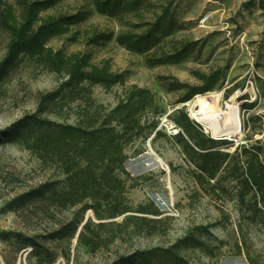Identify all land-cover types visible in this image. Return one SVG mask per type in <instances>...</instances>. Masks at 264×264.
<instances>
[{"label": "rangeland", "instance_id": "obj_1", "mask_svg": "<svg viewBox=\"0 0 264 264\" xmlns=\"http://www.w3.org/2000/svg\"><path fill=\"white\" fill-rule=\"evenodd\" d=\"M165 9H169L167 19L174 24L171 30L157 20ZM57 11L82 12L86 19L67 35L51 39L48 46L68 55L88 53L92 64L108 61L111 70L121 73L125 81L110 89L95 85L90 102L81 99L46 116L74 125L83 110L92 111L93 103L105 112L134 85L150 90L157 110L146 111L141 124L149 126L157 121V130L147 129L126 145L129 175L121 177L126 181L131 208L126 216H140L139 206L154 204L159 216L146 217L161 219V223L143 231L132 230L131 225L120 245L93 253L77 238H49L68 221L74 209L56 210L54 217L36 203L17 211L7 210L14 198L42 182L64 178L58 165L42 162L19 143L3 140L4 132L14 122L35 112L39 93L55 90L63 81L41 59L23 57L0 77V255L4 260L0 259V264H108L117 253L168 247L189 233L203 242L200 247H183V256L192 264H264V201L245 182L248 163L256 164L257 156L264 160V10L259 0H142L134 10L119 16L99 13L91 0H58ZM94 27L113 32L114 37L90 44L88 33ZM149 30L159 42L146 53L130 51L116 40L122 32L143 34ZM7 43L8 34L0 25V62ZM185 43L195 47L183 60L154 66L148 63V53L172 54ZM212 73L220 76L214 90L196 94L186 102L181 101L185 89L172 87L200 86L199 75ZM232 88L235 91L228 95L227 90ZM209 93L216 94L219 110L237 97L242 134L228 140L229 145L218 147L228 159L214 179L206 177L202 181L197 177L198 157L192 161L167 127L175 123L180 111H185L213 138L189 112L191 107L199 108L195 106L198 97ZM85 218L97 221L90 210ZM125 220L120 216L112 222ZM32 242L38 244L40 256L29 255L34 248ZM50 255L54 256L53 263L47 262Z\"/></svg>", "mask_w": 264, "mask_h": 264}, {"label": "trees", "instance_id": "obj_2", "mask_svg": "<svg viewBox=\"0 0 264 264\" xmlns=\"http://www.w3.org/2000/svg\"><path fill=\"white\" fill-rule=\"evenodd\" d=\"M91 2L101 14L119 16L134 10L142 0ZM259 6L264 10V0H259ZM57 8L58 0H16L15 5L0 0V25L8 34L6 53L0 62V77L7 72L6 68L19 64L23 57H29L41 59L51 72L63 80L55 90L39 93L35 112L14 122L4 132L3 140L19 143L42 162L58 165L64 178L42 182L14 198L7 204V210L17 211L36 203L54 217L56 210L74 209L68 221L49 238L69 241L77 238V242L90 252L108 251L122 243L123 235L130 233L128 229L131 225L132 230L143 231L154 229L152 224L156 227L161 223V219L146 217L159 216L160 211L154 204L139 206L137 213L140 216H126L125 213L130 212L131 208L126 197V181L121 177V174L129 175L126 145L135 137L144 135L147 129L157 130V121L149 126L141 124V116L146 111L157 110L156 100L150 90L134 85L115 107L101 112L102 107L93 103L90 106L92 111L83 110L81 118L74 125L49 119L47 114H56L70 103L86 98L90 102L93 86L102 85L110 89L125 81L121 73L111 70L108 61L101 65L92 64L88 53L68 55L48 46L51 39L67 35L86 19L82 12L69 14L57 11ZM168 16L169 9H165L157 20L171 30L174 24L167 19ZM88 35L90 44H99L114 37L113 32L102 31L98 27H94ZM116 40L124 48L139 53L149 52L151 46L159 42L152 30L143 34L122 32L116 36ZM194 47L191 43H185L172 54L151 52L147 61L153 66L181 61L193 52ZM199 76L202 81L200 86L172 84L175 89H185L182 102L196 94L214 90L220 78L216 73ZM234 91L235 88L227 90L228 95ZM174 121L182 133L173 137L192 161L196 157L199 159L196 162L200 171L197 177L202 181L206 177L214 179L228 159V154L218 147L229 145L231 141L210 138L185 111H180ZM245 182L255 188L264 201V160H260L259 156L256 164L248 163ZM89 210L97 221L85 218ZM120 216L126 219L123 223L112 222ZM123 228L127 231H121ZM202 244L193 233H189L168 247L117 253L108 264H192L183 256V247L196 248ZM32 245L34 248L29 255L40 256L42 252L37 249L38 244L32 242ZM54 261V256L50 255L47 262Z\"/></svg>", "mask_w": 264, "mask_h": 264}, {"label": "bare ground", "instance_id": "obj_3", "mask_svg": "<svg viewBox=\"0 0 264 264\" xmlns=\"http://www.w3.org/2000/svg\"><path fill=\"white\" fill-rule=\"evenodd\" d=\"M234 96L224 110H219L215 93L198 97L195 106L189 109L190 116L202 123L210 134L216 139H236L242 134L239 117L240 105ZM236 146V145H234ZM233 146V148H234Z\"/></svg>", "mask_w": 264, "mask_h": 264}, {"label": "built area", "instance_id": "obj_4", "mask_svg": "<svg viewBox=\"0 0 264 264\" xmlns=\"http://www.w3.org/2000/svg\"><path fill=\"white\" fill-rule=\"evenodd\" d=\"M167 128L172 136H177L178 134L182 133L181 128L176 123H169Z\"/></svg>", "mask_w": 264, "mask_h": 264}, {"label": "water", "instance_id": "obj_5", "mask_svg": "<svg viewBox=\"0 0 264 264\" xmlns=\"http://www.w3.org/2000/svg\"><path fill=\"white\" fill-rule=\"evenodd\" d=\"M213 139H215V140H222V139H216V138H214V137H213ZM223 139H224V138H223ZM225 140H228V139H225Z\"/></svg>", "mask_w": 264, "mask_h": 264}, {"label": "crops", "instance_id": "obj_6", "mask_svg": "<svg viewBox=\"0 0 264 264\" xmlns=\"http://www.w3.org/2000/svg\"><path fill=\"white\" fill-rule=\"evenodd\" d=\"M0 258H1L2 262L4 263V260H3V258H2V256H1V255H0Z\"/></svg>", "mask_w": 264, "mask_h": 264}]
</instances>
